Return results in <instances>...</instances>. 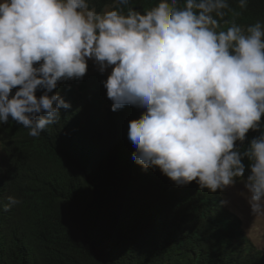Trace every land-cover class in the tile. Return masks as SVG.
Listing matches in <instances>:
<instances>
[{
    "label": "clouds",
    "instance_id": "obj_1",
    "mask_svg": "<svg viewBox=\"0 0 264 264\" xmlns=\"http://www.w3.org/2000/svg\"><path fill=\"white\" fill-rule=\"evenodd\" d=\"M132 4L0 0V125L11 117L40 136L71 107L58 82L83 78L93 60L101 74L111 68L112 111L146 109L129 122L138 165L212 193L241 182L264 218V22L237 24L229 0H156L143 14ZM250 130L260 135L241 150ZM4 200V211L20 204Z\"/></svg>",
    "mask_w": 264,
    "mask_h": 264
},
{
    "label": "trees",
    "instance_id": "obj_2",
    "mask_svg": "<svg viewBox=\"0 0 264 264\" xmlns=\"http://www.w3.org/2000/svg\"><path fill=\"white\" fill-rule=\"evenodd\" d=\"M111 2L93 0L98 11ZM155 3L132 6L143 14ZM229 4L237 24L264 22V0ZM107 76L88 62L83 78L58 82L53 91L71 107L38 137L11 117L0 125V264H264L222 191L177 186L133 160L129 122L146 109L112 111ZM258 135L250 130L237 147ZM8 195L20 204L4 211Z\"/></svg>",
    "mask_w": 264,
    "mask_h": 264
},
{
    "label": "rangeland",
    "instance_id": "obj_3",
    "mask_svg": "<svg viewBox=\"0 0 264 264\" xmlns=\"http://www.w3.org/2000/svg\"><path fill=\"white\" fill-rule=\"evenodd\" d=\"M93 67L98 70L97 65L93 60H89ZM111 68H109L105 74L109 75ZM0 153H2V145L0 141ZM243 184L237 182L234 187H228L224 191L223 201L226 207L235 212L242 221V229L246 235L251 237V239L264 251V218L253 216L250 213V209L244 199L240 195V192L243 191Z\"/></svg>",
    "mask_w": 264,
    "mask_h": 264
}]
</instances>
